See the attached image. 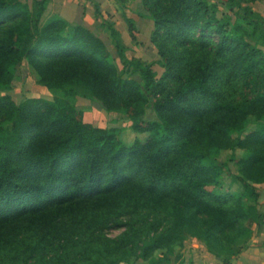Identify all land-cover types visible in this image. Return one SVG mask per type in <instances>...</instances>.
<instances>
[{"label":"trees","instance_id":"trees-1","mask_svg":"<svg viewBox=\"0 0 264 264\" xmlns=\"http://www.w3.org/2000/svg\"><path fill=\"white\" fill-rule=\"evenodd\" d=\"M257 1L226 0L241 11L242 25L232 26L209 0H143L157 62L129 60L111 31L141 85L119 74L85 27L60 18L41 25L49 0L36 1L35 14L21 0H0V86L11 88L27 61L37 85L60 93L20 105L0 97V264H182L188 239L222 264L239 257L260 215L216 192L223 169L208 160L214 152L247 154L240 181L258 202L264 19L248 6ZM126 22L136 40L134 21ZM155 65L164 69L159 80ZM78 96L123 115L135 140L85 123ZM148 110L156 121L145 119ZM250 123L259 128L236 136ZM111 230L122 232L112 238Z\"/></svg>","mask_w":264,"mask_h":264},{"label":"rangeland","instance_id":"rangeland-1","mask_svg":"<svg viewBox=\"0 0 264 264\" xmlns=\"http://www.w3.org/2000/svg\"><path fill=\"white\" fill-rule=\"evenodd\" d=\"M21 1L29 7L32 14H35V2L39 0ZM209 3L219 12L220 17L228 18L232 26L242 25L241 20L237 17V14L241 13V11L237 8L233 11L230 10L226 0H209ZM248 6L254 14L264 19V0H258ZM55 18L64 20L70 27L83 26L97 36L110 52V62L116 66L119 74L124 79H134L143 85L139 74L133 73L132 68L126 66L119 58L116 40L111 33L112 30L117 31L121 42L127 48L126 56L129 60L141 58L146 63H153L159 59L157 49L151 43L154 23L145 11L143 0H49L41 19V25H46ZM126 19H132L135 22L136 40L131 38ZM262 29L264 31V23L262 24ZM256 39L257 37L248 38L252 44H255ZM258 48L264 54V43L259 44ZM153 70L156 72L158 80L163 77L164 69L161 66L155 65ZM58 95L60 93H52L37 85L36 73L27 61H23L17 67L11 88L7 89L0 86V97L9 96L17 105L32 99L53 101ZM74 105L82 112L85 123L101 129L119 130L122 140L126 143H132L137 137L130 128L131 124L123 115L106 113L100 102L78 96L74 100ZM145 119L156 121L157 117L151 110H148ZM258 128L259 124L250 123L243 133L236 136L243 138ZM7 129L10 130V126H7ZM246 156L248 155L240 150H228L214 152L208 160V163L217 164L223 169L219 181L220 185L216 188V192L232 194L242 198L246 206L254 205L260 215V219L253 221L251 224L252 238L248 241L246 248L239 257L233 260L232 264H253L254 258L257 262L264 263V185L255 186L259 194L257 203L247 197V193L240 181L238 169V162ZM121 232L122 230H111L109 231V236L114 238L119 236ZM189 240L191 239L187 241L189 242ZM196 244L202 243L198 242ZM250 249H256L254 250L256 253ZM184 250L185 247L182 250V264H193L192 259L186 256ZM247 252L250 254L248 255L250 256L248 260H240V257ZM137 264L150 263L140 261ZM217 264H222V262L219 260Z\"/></svg>","mask_w":264,"mask_h":264},{"label":"crops","instance_id":"crops-1","mask_svg":"<svg viewBox=\"0 0 264 264\" xmlns=\"http://www.w3.org/2000/svg\"><path fill=\"white\" fill-rule=\"evenodd\" d=\"M137 59L141 60V58H137ZM142 61H144V60H142ZM144 62H146V61H144ZM198 242L199 241L196 240V239H191V240H189V242L187 241L185 243L184 253H186V256H188V257H190L192 259V263L193 264H217V263H219V260L216 257H214L213 255L209 254L205 250V248H204V246L202 244H196ZM250 250L254 251L256 249H250ZM254 252L256 253V251H254ZM248 253L249 252L243 254L240 257V260L241 259L244 260V261H245V259L248 260V257H250V256H248V255H250ZM253 264H264V263L257 262L256 259L254 258Z\"/></svg>","mask_w":264,"mask_h":264}]
</instances>
